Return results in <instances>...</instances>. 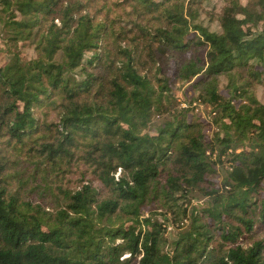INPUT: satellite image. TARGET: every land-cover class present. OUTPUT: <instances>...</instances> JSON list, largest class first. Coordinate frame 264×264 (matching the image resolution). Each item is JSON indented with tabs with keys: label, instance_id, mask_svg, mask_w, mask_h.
Segmentation results:
<instances>
[{
	"label": "trees",
	"instance_id": "obj_1",
	"mask_svg": "<svg viewBox=\"0 0 264 264\" xmlns=\"http://www.w3.org/2000/svg\"><path fill=\"white\" fill-rule=\"evenodd\" d=\"M207 1L0 0V264H264V0Z\"/></svg>",
	"mask_w": 264,
	"mask_h": 264
},
{
	"label": "rangeland",
	"instance_id": "obj_2",
	"mask_svg": "<svg viewBox=\"0 0 264 264\" xmlns=\"http://www.w3.org/2000/svg\"><path fill=\"white\" fill-rule=\"evenodd\" d=\"M185 3V6L187 4ZM248 0H241V3L243 5L247 4ZM223 1L222 0H208L207 2H205L203 4V9L206 12L212 13V14H219L223 8ZM203 19H206L205 17H203ZM214 24H212V28H213ZM259 31V30H258ZM22 57L25 60H32L34 58H36V52L34 50V48H27L22 50ZM174 74H175V67L172 64V68L170 70V72L168 73V77L171 79L172 83L174 84L175 89L178 91L179 93V99L177 100V110L180 111L181 109H188L190 107V110L194 109L196 113L201 114L202 116V120L206 123V124H212L213 123V119L211 116V110L209 108H206L202 103H195V104H191L192 102H190V99L188 98L187 94V85H182V84H177L175 82V78H174ZM225 86H223L222 84V89H224ZM261 91L259 92V95H261ZM189 95V93H188ZM194 98V96H193ZM195 102V101H194ZM191 106H190V105ZM168 118L167 114H164L163 116H161L160 119L155 118L154 121L151 124V132L150 133H155V130L160 127L163 123H165L166 119ZM211 131H208V137H211ZM240 151H238L239 153ZM223 162H227V160L224 158ZM225 163L224 168L220 169L219 171V175L218 178L216 180V183L218 185V187H221V185H223V180H225L227 178V167H231V166H227ZM224 165V163L222 164ZM222 167V166H221ZM220 167V168H221ZM121 175V173L119 172L118 177ZM210 204V200L207 198H203L199 195H194V197L192 198V204L189 207V213H192V211L194 209L196 210H201L206 208L208 205ZM149 217L153 218L155 221H158L159 223H167L169 224L171 227L174 226V229L172 228L170 231H168V233L166 234V239L168 241V247H167V251H170L171 249V244L173 245V243L175 241L178 240V236L182 233H185L187 231H189L190 226H191V220H189L185 223V225L181 228L176 227V223L174 222V218H173V214L171 211H169V209H162L160 207H151V208H145L142 210V218L144 219H148ZM167 219V221H165ZM262 238H264V235H262ZM129 255L125 256L124 258H128Z\"/></svg>",
	"mask_w": 264,
	"mask_h": 264
},
{
	"label": "built area",
	"instance_id": "obj_3",
	"mask_svg": "<svg viewBox=\"0 0 264 264\" xmlns=\"http://www.w3.org/2000/svg\"><path fill=\"white\" fill-rule=\"evenodd\" d=\"M212 159H213V161H215V162H216L217 160L219 161V159H218V157H217L216 154L213 156ZM222 160H224V157L222 158ZM218 161H217V162H218ZM227 166H231V165H230V164H227ZM220 167H221V164L219 163V164H218V168H220ZM227 168H229V167H227ZM172 228H173V227H171V226L169 225V226H168V231H170Z\"/></svg>",
	"mask_w": 264,
	"mask_h": 264
}]
</instances>
